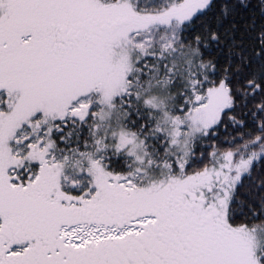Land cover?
<instances>
[{
	"label": "snow or ice",
	"instance_id": "6c2138e0",
	"mask_svg": "<svg viewBox=\"0 0 264 264\" xmlns=\"http://www.w3.org/2000/svg\"><path fill=\"white\" fill-rule=\"evenodd\" d=\"M0 264H264V0H0Z\"/></svg>",
	"mask_w": 264,
	"mask_h": 264
}]
</instances>
